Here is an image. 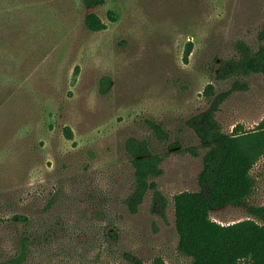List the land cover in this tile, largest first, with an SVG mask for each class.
<instances>
[{"label":"rangeland","instance_id":"374dc122","mask_svg":"<svg viewBox=\"0 0 264 264\" xmlns=\"http://www.w3.org/2000/svg\"><path fill=\"white\" fill-rule=\"evenodd\" d=\"M91 13L105 29L86 26ZM242 46L264 47V0H0V263L20 253L26 235L22 264L189 263L174 198L204 189L208 148L192 124L216 102L206 87L226 93L215 112L226 133L264 118V74L230 66ZM132 137L163 157L135 212ZM251 174L247 202L264 207V155ZM211 216L264 223L246 205Z\"/></svg>","mask_w":264,"mask_h":264},{"label":"trees","instance_id":"16d2710c","mask_svg":"<svg viewBox=\"0 0 264 264\" xmlns=\"http://www.w3.org/2000/svg\"><path fill=\"white\" fill-rule=\"evenodd\" d=\"M88 6H97L105 0H84ZM86 26L92 31H101L106 23L96 14L91 13L86 18ZM186 52V60L191 54V47ZM243 54L239 60L230 66L245 74H264V47L253 53L242 46ZM222 72H227L225 69ZM103 90L111 83L110 78L102 81ZM205 93L215 96V104L208 112L200 114L194 124V130L201 138L208 151L204 157V169L200 182L204 186L200 191H184L174 198L175 227L179 236L178 248L181 254L190 258L187 264H264V223L254 219H246L232 224H222L213 220V210L222 209L228 205H246L249 213L264 222V207L249 206L247 199L255 186L251 171L258 160L264 155V118L255 129L245 130L243 125H237L232 133L223 131L215 119V112L225 99L226 93L216 95L215 86L209 84ZM156 137L161 141L169 140V134L160 124L149 122ZM68 138H73L69 128ZM128 153L132 157L135 169L136 187L128 200L132 211H136L147 190L155 187L150 180L160 176V165L163 157L154 154L146 140L129 138L126 143ZM179 148L173 144L171 149ZM16 222H25L27 217L18 215ZM30 236L26 235L21 242L20 253L0 264H22L29 253ZM136 264H144L137 261ZM151 264H167L161 258H156Z\"/></svg>","mask_w":264,"mask_h":264}]
</instances>
